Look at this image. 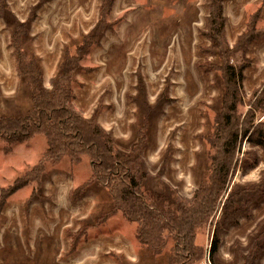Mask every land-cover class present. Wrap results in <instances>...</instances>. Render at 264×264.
<instances>
[{"label": "rangeland", "instance_id": "374dc122", "mask_svg": "<svg viewBox=\"0 0 264 264\" xmlns=\"http://www.w3.org/2000/svg\"><path fill=\"white\" fill-rule=\"evenodd\" d=\"M209 2L0 0V115L20 118L32 107L31 78L15 71L16 34L14 43L41 70L44 88L66 74L73 110L94 119L117 151L128 153L139 143L146 200L162 213L188 208L209 184L222 143L224 83L213 68L222 57L207 34ZM262 15V0L223 1L229 63L246 67L238 124L264 85V40L236 45L251 18L264 26ZM259 121L264 116H256ZM46 146L43 136L8 153L0 143V264H169L172 239L163 235L166 245L157 255L139 246L135 224L119 213L106 218L111 197L99 183L71 204L69 192L90 178L85 159L64 158L24 179ZM234 165L206 227L194 237L198 256L191 264H244L254 245L259 250L251 263L264 264V192L244 208L229 201L258 183L264 152L239 138ZM17 181L26 185L10 194Z\"/></svg>", "mask_w": 264, "mask_h": 264}, {"label": "trees", "instance_id": "16d2710c", "mask_svg": "<svg viewBox=\"0 0 264 264\" xmlns=\"http://www.w3.org/2000/svg\"><path fill=\"white\" fill-rule=\"evenodd\" d=\"M223 1L210 0L207 30L208 37L213 42L211 48L219 50L222 57L221 66L213 67L219 70L224 83L225 107L218 119L219 131L217 130L222 141L220 154L212 158L214 169L209 184L196 194L191 206L182 211L177 210L176 214L159 212L144 197L141 183L145 174L141 169L139 143L128 153L119 152L110 136L94 119L84 118L73 110L70 102L74 96L68 84L70 77L66 74L57 79L52 89L44 88L41 70L20 49L19 42L14 43L16 34H13L14 46L13 43L11 46L16 56L15 71L18 76L31 78L32 107L24 117L7 118L0 115V143L3 144V152L8 153L14 145L27 143L36 136L44 137L46 149L37 166H34L36 170L32 168L27 177H24L28 180L37 178V175L45 173L64 158L73 161L85 159L90 166V178L69 192L71 204L78 202L93 182L99 183L108 190L111 197V210L106 218L119 213L126 222L135 224V239L139 246L157 255L166 245L163 235L172 239L173 254L169 264H191L197 259L198 250L194 245V237L200 228L206 227L217 200L225 191L229 173L235 166L239 138L264 152V122L255 123L256 116H264V85L256 93L242 123L237 122V108L242 103L241 86L246 67H236L229 63L230 49L223 42ZM261 40H264V29H258L256 19L251 18L236 47L244 49ZM81 53L85 54L84 48L79 49V54ZM204 68L205 71L212 70L211 67ZM254 167L256 163L251 168ZM24 185L26 184L17 181L9 193ZM263 192L264 173L257 184L245 188L243 193H233L229 201L232 204L242 203L241 208H244L246 201L248 203L258 195L261 197ZM76 244V241L71 243L70 251ZM216 249L217 239L214 237L210 245L209 261ZM258 250V246L254 245L244 264H252Z\"/></svg>", "mask_w": 264, "mask_h": 264}, {"label": "crops", "instance_id": "0c3cea01", "mask_svg": "<svg viewBox=\"0 0 264 264\" xmlns=\"http://www.w3.org/2000/svg\"><path fill=\"white\" fill-rule=\"evenodd\" d=\"M262 2H264V0H262ZM259 23H263L264 24V16L263 15L259 18ZM256 27L258 29H264V26L260 27V24H258V26H257V23H256Z\"/></svg>", "mask_w": 264, "mask_h": 264}]
</instances>
